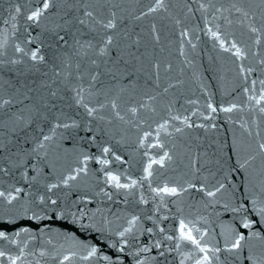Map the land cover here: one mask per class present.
<instances>
[{"label": "water", "instance_id": "1", "mask_svg": "<svg viewBox=\"0 0 264 264\" xmlns=\"http://www.w3.org/2000/svg\"><path fill=\"white\" fill-rule=\"evenodd\" d=\"M233 2L236 0H210V3L209 0H165L163 9L137 20L135 17L142 11H147L154 0H117L119 8L115 43L118 49H123L126 53L130 51L138 57L132 61V66L138 69L132 77L136 87L120 92L121 85H117L112 94L119 92V111L125 120L116 119L110 107L99 113L103 115V120L99 118L93 120L83 109L69 108L65 104V111L81 123L82 127L69 132H64L63 129L58 131L55 142L47 149V167L50 173H44L47 179L42 178V182H55L67 175L72 169L80 166L79 161L84 155H100V145L109 146L128 163L122 165L112 161L107 169L101 170L100 165L90 160L87 164V176L81 174L77 181L72 182L71 188L61 187L52 194L53 198L58 199L60 207L66 205L71 207L79 196L87 195L92 199V204L80 206L92 211L98 208L101 210L96 218L98 226H103L99 223L102 216H107L108 220L113 222L110 227L114 230L117 225L124 224L127 217L137 215L141 217L145 227H154L155 220L156 224L164 229V233H160L159 228H156L151 239L146 235L140 236L139 240L134 242L136 245L145 242L151 244L166 234L175 235V228L181 218L191 220L195 227L206 233L204 240L210 247L223 249L225 237L232 230L245 231L239 227L241 216L226 210L222 205L226 202H242L245 192L258 196L261 186L264 185V157L258 154V144L264 143V116L256 110L254 102L248 101L243 92L244 76L239 75L241 65L246 69L258 67L257 58H254L251 52H258L260 57H264V36H261L260 45H255L254 37L241 24V17L228 12L221 16L215 11L216 8H230ZM200 3L208 6L207 12L199 10ZM249 3L250 0H243V6L247 7ZM39 6L40 0H0V44L7 41L4 49L5 60L15 55L14 47L17 44L21 47L34 48L35 44H26L30 35L36 37V43L44 41L42 51L46 57L50 58L53 55L52 48L48 47L51 38L43 32L44 24L36 27L26 22L27 13ZM17 7L21 8L20 14L15 12ZM59 7L60 0H57V9ZM189 8L192 11H189ZM13 16L16 17L15 20L12 19ZM216 16H220V19H215ZM224 16L232 23L228 24ZM51 19L54 17L45 22L49 26ZM206 19L209 23H206ZM209 28L218 32L221 39L228 41L226 46L235 42L244 48L248 53L247 59L236 61L230 53L221 51L219 43L210 38ZM184 31H187V37L181 35ZM134 41L138 43H133ZM126 58L130 59L127 56ZM29 64L30 61L27 60L16 66L5 64L0 67V79L14 78L13 72L23 74L20 77L22 79L39 78L35 69L29 70ZM157 65L158 68L155 67ZM39 67L43 73L49 70L50 65ZM258 77H264V72L254 73L249 77L247 86L251 87V80ZM124 83L127 81L122 79V84ZM157 83L159 87H156ZM169 85L174 87H168ZM165 87H168L166 93ZM259 88L260 85L257 83V93ZM208 102L218 108L231 104L237 107L233 113L219 111L210 113L207 108ZM140 104H146L147 107L139 108ZM129 107L139 108L135 117L128 112ZM205 115H211L213 118L204 119ZM171 116L187 118L193 127H186L180 124L179 120H171ZM165 121L169 122L168 128L159 134V142L163 147L139 148L138 140L145 132L151 133L146 143L157 142L156 129ZM84 126L92 128L91 134L96 136V144L89 141L88 134L83 130ZM177 128L182 131H176ZM32 146L25 145L29 149ZM146 150L154 159H159L164 152H168L171 160L166 161L163 168L154 165L153 175L148 180L141 181L140 178L144 175L143 167L148 159L143 155ZM252 156L255 159H249ZM246 159L247 165L240 167ZM193 162L199 171L194 170ZM105 171L120 175L121 182H126L125 177L140 182L134 194L127 197V203L122 193L104 184ZM189 183L197 186L207 184L209 187L223 183L225 189L217 197L219 203L213 205L207 203V198L195 189H190L178 197H165L161 202L149 187V184L152 187L168 185L179 189L181 186L187 188ZM11 184L24 187L25 191L35 192L37 189L40 192L44 191L39 185L29 188L20 180L18 174L15 177L0 176V189L7 190ZM101 188L112 195L111 200L100 193ZM141 196L146 203L139 202ZM7 214V208L0 209V215ZM48 215L53 214L49 212ZM248 215L250 218L258 219L251 211L250 204ZM149 216H153V220H148ZM43 224H47L48 228L40 232ZM16 226L28 227L31 235L21 237L18 240L19 246L0 241V250L14 257L19 255V247L24 246L26 242L25 255L17 260V264H59L64 255H70L72 251L77 250L73 248L71 241L64 238L62 235L64 233L75 235L81 242L95 243L92 240L93 233L84 232L78 225L73 226L70 218L69 221L52 219L37 224L20 217ZM49 240L50 244L47 243ZM113 241L114 236L106 243ZM256 243L250 242V246ZM163 247H174V242L164 240ZM41 250L46 251L48 255L41 257L39 255ZM134 250V247L129 249ZM255 250L260 251L259 248ZM103 251L105 254L112 252L106 247ZM191 252V246H184L179 252L171 251L166 254V259L160 258V264H180L182 259L184 264H195L194 258L186 259ZM248 252L249 247H245L240 253V258L235 260L228 253L221 252L220 259L214 260L213 264H247L244 257ZM155 254L153 250L148 255ZM53 256L56 259H53ZM0 264H9V261L0 260ZM65 264L84 262L74 259Z\"/></svg>", "mask_w": 264, "mask_h": 264}, {"label": "snow or ice", "instance_id": "2", "mask_svg": "<svg viewBox=\"0 0 264 264\" xmlns=\"http://www.w3.org/2000/svg\"><path fill=\"white\" fill-rule=\"evenodd\" d=\"M210 3V0H209ZM41 6L31 10L26 15V22H30L36 27L44 24L43 32L51 38L48 47L52 48L53 55L48 58L42 51L44 41L36 43V37L31 35L26 41L27 45L35 44L34 48L21 47L19 44L14 47V56L4 59L6 56L5 47L7 41L0 44V67L5 64L12 66L20 65L25 60L30 61L29 70L35 69L39 78H20L21 75L13 72L14 78L0 79V176L15 177L19 175L20 180L29 188L39 185L44 191H25L24 187L11 184L7 190L0 189V209L7 208V215H0V241H7L13 245H18L21 237L31 235L28 227L19 228L16 226L20 217L29 221L42 224L46 220H64L69 221L73 226L79 227L84 232L91 231L92 240L95 243L81 242L76 239L75 235L62 234L64 238L72 242L76 251L70 255H64L59 260V264L79 259L84 264H160V258L166 259V254L171 251L179 252L184 246H191V255L186 259L195 260V264H213V261L220 259V253H228L232 259H239L240 253L245 247H249L248 254L244 257L247 264H264V185L261 186L260 194L252 196L250 193H244V199L240 203L235 201L224 203L222 206L226 210L241 216L239 227L245 231H235L225 237L224 247L209 246L199 228L195 227L191 220L181 218L178 226L175 228V235H164L162 239H156L151 244L145 242L142 245L134 244L140 236L146 235L151 239L159 228L160 233L164 229L160 228L153 216L147 217L153 220L154 227H145L141 222V217L131 215L125 219L124 224L117 225L113 230L110 226L113 223L108 220L107 216H102L98 226L97 215L101 212L98 208L92 211L87 207L80 205L92 204V199L87 195L79 196L71 207H60L58 199L53 198L55 191L61 187L71 188L72 182L77 181L81 174L87 176V164L94 160L101 166V170L107 169L112 161L126 164L122 156L117 155L109 146L100 145V155H84L79 161L80 166L72 169L70 173L60 177L55 182H42L47 177L44 173L50 170L47 167V149L55 142L59 130L64 132L79 130L82 125L65 111V104L69 108L83 109L84 113L93 120L99 118L103 120V115L99 113L110 107L115 118L124 121L125 117L119 111L118 100L119 92L115 95L113 90L117 85H121L119 91L122 92L127 88H135L136 84L132 77L138 71L132 66V61L138 59L135 53L123 49H118L115 43V32L117 29V19L119 4L117 0H60V7L57 9V0H40ZM165 6V0H154L152 6L147 11H142L135 18L142 19L152 13H155ZM199 10L208 11L205 3L199 4ZM189 11H192L189 8ZM215 11L223 16L224 12L241 17V24L247 29V32L254 37L253 43L257 46L261 43V36H264V0H250L247 7L243 6V0H236L230 8H216ZM17 14L21 13V8L15 9ZM51 19L49 26L46 21ZM220 19V16L214 17ZM228 24L232 21L227 16L223 17ZM16 19L15 16L12 17ZM206 23H209L206 19ZM15 27V25H13ZM155 32V26H153ZM210 38L219 43L220 50L230 53L236 61L247 59L248 53L244 48L239 47L237 43L232 42L226 46L228 41L221 39L218 32L208 29ZM187 37V31L181 33ZM133 43H138L134 41ZM131 47V45H129ZM183 54V52H181ZM251 55L256 59L257 68L241 65L239 75L244 76L245 87L244 94L249 102H254L256 110L264 116V77H258L251 80V87L247 86L249 77L254 73L264 72V57H260L258 52L252 51ZM130 57V59H127ZM40 65H50L49 70L40 72ZM158 68V65L155 66ZM122 79L127 83L122 84ZM158 80V77H157ZM115 82V83H113ZM259 83L260 88L257 93L256 85ZM159 87V84H156ZM168 87H174L169 85ZM164 88V92L168 91ZM103 98V99H101ZM155 99V97H149ZM147 107L146 104H140L139 108ZM236 105L215 107L208 102L207 108L210 113L223 112L233 113ZM138 107H129L128 112L136 116ZM211 115H205L204 119H212ZM171 120H179L180 124L186 127H193L187 118L180 119L178 116H171ZM111 122V121H109ZM168 121L160 124L156 129V143H146L151 133L145 132L143 137L138 140V147L143 149L162 148L159 142L160 132L168 128ZM203 127V125H199ZM47 129V131H45ZM84 132L88 134V139L92 144H96V136L92 135V128L84 126ZM176 131H182L177 128ZM63 135V133H61ZM251 135V133H249ZM83 139V137H81ZM69 139H75L69 137ZM22 141V142H21ZM32 144L29 149L25 145ZM41 150H44L43 152ZM258 154L264 157V143L258 144ZM147 162L143 167L144 175L141 181L148 180L153 175V166L158 165L160 168L165 167L166 161L171 160L168 152H164L159 159H154L146 150L143 153ZM249 159H255L254 156ZM248 163L246 159L240 167H245ZM43 165V166H42ZM194 170L199 171L195 167ZM203 167V165H200ZM35 173V174H33ZM104 184L116 192L122 193L127 197L134 194L140 182L136 179L125 177L126 182H121V176L112 171L104 172ZM155 197H159L163 202L165 197H178L190 189L203 194L207 198V203L217 204L219 194H222L225 185L218 183L209 187L207 184L189 183L187 188L181 186L179 189L175 186L164 185L163 187H152L149 184ZM100 193L112 199V195L100 189ZM97 193V195H100ZM23 199V203L21 200ZM140 203H146L143 196L140 197ZM249 204L251 211L256 217L250 218ZM75 209V210H74ZM51 212L53 215L49 216ZM167 219V217H162ZM48 228L47 224L39 229L44 232ZM255 229V230H253ZM234 233V234H233ZM114 236L115 241L106 243L110 237ZM38 237H33L37 239ZM174 242V247H163V241ZM257 242L250 246V242ZM47 243H51L49 240ZM24 246L19 247V255L9 256L5 251L0 250V260H8L9 264H17V260L25 255ZM111 249L112 252L105 254L104 248ZM134 247V251H129ZM259 248L257 252L255 249ZM155 250V255L149 256ZM41 257H46L48 253L44 250L39 252ZM56 259L55 256L52 257ZM227 259V257L225 258ZM184 264V260L180 261Z\"/></svg>", "mask_w": 264, "mask_h": 264}]
</instances>
